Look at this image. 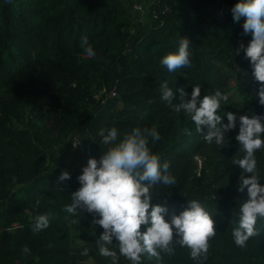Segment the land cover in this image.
Instances as JSON below:
<instances>
[{
	"label": "trees",
	"instance_id": "obj_1",
	"mask_svg": "<svg viewBox=\"0 0 264 264\" xmlns=\"http://www.w3.org/2000/svg\"><path fill=\"white\" fill-rule=\"evenodd\" d=\"M238 2L144 0L148 11L139 21L121 0H0V264H112L96 244L104 231L94 223L98 214L65 211L78 176L60 181L47 165L68 143L87 160H99L112 146L101 132L112 127L118 141L133 128L156 127L161 139L149 138V147L170 163L176 183L156 185L153 203L166 206L170 220L197 199L217 230L198 259L174 243L172 253H144L140 264H264V218L245 246L232 236L239 204L249 199L246 189L238 190L242 170L233 164L245 155L238 124L223 145L208 144L190 116L160 92L168 81L190 99L200 85L201 98L216 90L228 96L218 109L225 123L227 112L264 116L261 82L241 50L252 36L244 33L245 18L236 22L231 11ZM84 37L94 57L84 52ZM185 37L190 65L169 72L160 60ZM173 103H181L178 90ZM256 156L264 176V151ZM43 213L52 214L50 225L34 231ZM110 247L119 254L116 240ZM119 264L131 261L120 256Z\"/></svg>",
	"mask_w": 264,
	"mask_h": 264
},
{
	"label": "clouds",
	"instance_id": "obj_2",
	"mask_svg": "<svg viewBox=\"0 0 264 264\" xmlns=\"http://www.w3.org/2000/svg\"><path fill=\"white\" fill-rule=\"evenodd\" d=\"M231 11L234 21L245 18L244 33L252 36L247 45L241 44V50L245 58L250 59L255 80L261 82L257 98L258 103L264 105V0H239ZM82 45L87 56L96 55L87 37L82 38ZM189 49V39L182 38L178 49L164 55L160 63L169 72L190 65ZM177 90L181 96L179 104L173 103ZM160 92L162 99L169 102L175 111L190 116L197 131L204 133L208 144L223 145L229 131L236 129L238 124L236 140L245 155L233 164L242 170L238 190L244 192L246 189L249 199L239 204L238 222L232 229V236L236 245L245 246L249 238L257 234L255 225L258 218H264V183H261L264 176L260 175L256 156L258 150L264 151V116L255 113L237 117L233 112H227L228 122L225 123L218 109L228 96L216 90L201 98L200 85L193 87L190 99L186 98L183 88L173 91L168 81L160 84ZM119 135L116 127L107 130L106 134L101 132L103 143L112 146L99 160L89 158L77 177L80 187L72 193V202L65 205V211L76 213L79 208H86L89 213L98 214L99 218L94 223L102 226L104 231L96 244L101 255L111 257L112 264H119L120 256L131 264H140L144 253L159 258L161 252L172 253L174 243L189 248L193 259L205 255L209 239L217 233L213 216L205 206L197 199L188 200V207L168 220L167 207L153 203L156 200L151 190L156 185L176 183L170 163H161L160 157L149 147V138L153 141L161 139L157 128L136 127L118 141ZM69 179L71 173L68 171L59 176L60 181ZM51 215H37L33 230L46 229ZM113 240L119 243V254L110 247ZM23 251L28 253L30 249L25 247Z\"/></svg>",
	"mask_w": 264,
	"mask_h": 264
},
{
	"label": "rangeland",
	"instance_id": "obj_3",
	"mask_svg": "<svg viewBox=\"0 0 264 264\" xmlns=\"http://www.w3.org/2000/svg\"><path fill=\"white\" fill-rule=\"evenodd\" d=\"M65 148L64 151H53L51 153V159L47 163L48 168L58 175L68 171L71 175L79 176L88 160L85 158L84 152L74 149L71 143H68Z\"/></svg>",
	"mask_w": 264,
	"mask_h": 264
},
{
	"label": "crops",
	"instance_id": "obj_4",
	"mask_svg": "<svg viewBox=\"0 0 264 264\" xmlns=\"http://www.w3.org/2000/svg\"><path fill=\"white\" fill-rule=\"evenodd\" d=\"M121 1H122V2L124 3V5L126 6L127 10H129L130 13L133 14L132 16H133L135 19L141 21V20H143V18H144V19L146 18L145 15L143 16V15H141L138 11H135V10L133 9V7H134L137 3H140L141 1H144V0H140L139 2H138V0H121ZM131 11H133L134 13H132Z\"/></svg>",
	"mask_w": 264,
	"mask_h": 264
},
{
	"label": "built area",
	"instance_id": "obj_5",
	"mask_svg": "<svg viewBox=\"0 0 264 264\" xmlns=\"http://www.w3.org/2000/svg\"><path fill=\"white\" fill-rule=\"evenodd\" d=\"M144 3V2H143ZM143 3H137L134 7H133V9L135 10V11H138L141 15H146V13H147V11H148V6L147 5H145V4H143ZM78 140H76L75 141V143H74V146H78V145H80V142H78Z\"/></svg>",
	"mask_w": 264,
	"mask_h": 264
}]
</instances>
